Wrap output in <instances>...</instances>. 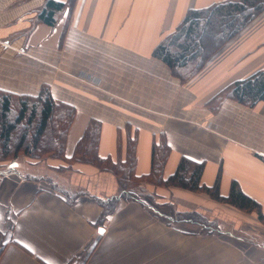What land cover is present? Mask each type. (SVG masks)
<instances>
[{
  "label": "crops",
  "instance_id": "obj_1",
  "mask_svg": "<svg viewBox=\"0 0 264 264\" xmlns=\"http://www.w3.org/2000/svg\"><path fill=\"white\" fill-rule=\"evenodd\" d=\"M221 1L73 0L49 26L38 18L46 0H0V91L35 97L46 87L56 103L71 106L66 156L97 121L98 155L116 162L120 145L123 159L134 137L140 176L163 134L170 147L164 179L182 157L201 162L203 186L218 177L226 197L234 181L264 215V100L249 107L222 92L264 71V11L184 82L151 56L189 9ZM144 189L145 205L119 200L101 221L97 199L117 192L112 174L59 159L1 163L0 264H264V246L236 235L234 218L259 222L254 213L202 192ZM60 191L80 196L69 205ZM172 211L215 218L219 231L172 224L165 220Z\"/></svg>",
  "mask_w": 264,
  "mask_h": 264
},
{
  "label": "trees",
  "instance_id": "obj_2",
  "mask_svg": "<svg viewBox=\"0 0 264 264\" xmlns=\"http://www.w3.org/2000/svg\"><path fill=\"white\" fill-rule=\"evenodd\" d=\"M73 0L66 4L69 7ZM64 3L46 0L38 13L41 22L52 26L55 13L65 7ZM264 11V0H225L200 9H189L180 24L165 35L152 49L151 56L163 62L172 75L181 82L199 71L209 57L229 41L253 19ZM223 95L252 107L264 100V71L236 81L222 91ZM74 109L63 103H56L46 87L35 97L13 95L0 91V163L14 162L18 157L35 162L59 159L71 167L85 164L98 171L112 174L117 192L104 200L97 199L101 208L100 220L110 214L119 200H134L145 204V185L154 188H181L190 192H202L212 200L230 205L245 213H254L264 226V215L259 204L247 197L236 182L230 185L229 193L222 197L218 193V177L211 187L203 186L200 177L203 163L180 158L172 175L164 179L163 166L170 153V147L163 134L153 139L148 173L137 176L134 172L135 138L127 137L123 159L113 162L109 157L98 155L100 125L90 120L69 156L65 155L67 131L74 117ZM264 162V158H262ZM62 171L63 168H59ZM61 192V191H60ZM61 199L72 204L79 193L61 192ZM192 213V212H191ZM190 212L172 211L179 221L200 226L205 221L199 216L190 220ZM196 216V215H195Z\"/></svg>",
  "mask_w": 264,
  "mask_h": 264
},
{
  "label": "rangeland",
  "instance_id": "obj_3",
  "mask_svg": "<svg viewBox=\"0 0 264 264\" xmlns=\"http://www.w3.org/2000/svg\"><path fill=\"white\" fill-rule=\"evenodd\" d=\"M21 160L22 161L23 160L24 161L25 160L33 161L31 159H28V158L18 157L17 159H15L14 162H16V161L21 162ZM1 163H4V162H1ZM5 171L6 170H2L3 173ZM143 201L146 202V200H143ZM147 204H149V203H147ZM143 205H145V204H143ZM149 208L151 210H154V207H149ZM198 215L205 221V225H202V226H200L198 224H196V225L202 227L206 231H215V230L219 231V222L216 221L215 218H208V217L206 218V217H203L200 214L195 213V212H192V213L190 212L189 218H190V220H195V219H197ZM234 219H237L235 221L238 222V224H240V231L238 232V234H236L239 238H242L249 243H253V244H256L259 246H264V226L262 223L254 221L249 216H240L239 218H234ZM165 220H167L168 222H171L172 224L179 221L177 219V217L175 215H172V214H169V215L166 214ZM180 222H183V221H180ZM188 223H191V222H188ZM191 224H194V223H191Z\"/></svg>",
  "mask_w": 264,
  "mask_h": 264
},
{
  "label": "water",
  "instance_id": "obj_4",
  "mask_svg": "<svg viewBox=\"0 0 264 264\" xmlns=\"http://www.w3.org/2000/svg\"><path fill=\"white\" fill-rule=\"evenodd\" d=\"M98 232L101 233L102 232V229L100 228Z\"/></svg>",
  "mask_w": 264,
  "mask_h": 264
}]
</instances>
